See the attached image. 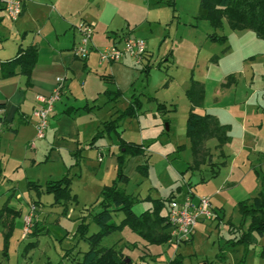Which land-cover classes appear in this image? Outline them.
I'll use <instances>...</instances> for the list:
<instances>
[{"label": "rangeland", "instance_id": "rangeland-1", "mask_svg": "<svg viewBox=\"0 0 264 264\" xmlns=\"http://www.w3.org/2000/svg\"><path fill=\"white\" fill-rule=\"evenodd\" d=\"M32 1L35 2L34 19H52L57 6L64 0ZM109 3L105 17L110 15L113 24L128 19L129 26L124 25L123 29L131 36L144 38L150 52V68L146 75L142 73L134 89L141 102L140 109L135 116L119 122L122 138L147 145L146 154L126 156L124 171L129 180L123 188L139 198H165L172 194V198L180 200L187 193L207 195L212 196V205L218 203L220 206L213 205L216 216L196 225L188 242L145 246L139 236L125 227L105 237L102 243L109 245L120 235L127 240L124 242L127 246L121 247H124L123 252L133 259L145 252L147 264H167L177 253L186 264H264V234L248 232L249 218L242 221L238 208L239 201L250 199L256 193L249 196L252 193L248 190L240 193L241 187L235 186L216 194L222 185L224 163L219 167L217 177H210V166L206 163L198 169L191 167L193 158L185 135L190 108L185 91L190 77L204 86L203 103L196 108L197 112L222 116L226 102L245 98L253 108L257 103L264 108V39L250 29L233 30L226 21L214 30L207 21L197 20L194 16L199 0H109ZM137 7L141 12H136ZM74 18L78 19L77 15ZM11 26V22H0L2 43L9 44L12 39ZM214 31L225 35V41L210 40L208 35ZM229 74L233 75L232 79ZM102 102L98 103L101 113L105 114L110 106L106 107ZM159 103L164 104L162 109L158 108ZM126 104L127 101L122 100L116 107L123 109ZM258 112L262 113V110ZM117 138L111 131L104 136L103 142H114ZM37 142L33 148H27L30 154L25 160L15 151H0V206L12 194L8 204L20 210L14 220L6 257L2 254L0 236V264H45L47 260L54 264H79L77 259L81 257V251L87 249L86 241L79 240L67 258L62 255L75 243L82 215H86L87 233L97 231V225L84 208L97 199L100 188L97 190L94 183L110 184L115 171L109 173L98 166L94 151H90V158H80L77 163L73 160L66 166L45 161L47 153L43 155ZM213 143V139L207 143L212 161L220 162L222 159ZM31 157L36 162H31ZM243 158L240 154L233 161L241 167ZM145 160L146 173L142 174L134 165L136 161L143 164ZM65 174L71 177L69 188L73 198L54 204L52 194L44 191V183ZM28 182L39 185L38 190L29 187ZM32 202L36 205L33 217L36 225L21 238L22 214ZM150 205L146 200L138 202L133 211L138 214ZM121 217L119 214L114 219L119 221ZM133 241L136 244L133 245ZM30 242L35 244L26 247Z\"/></svg>", "mask_w": 264, "mask_h": 264}, {"label": "crops", "instance_id": "crops-1", "mask_svg": "<svg viewBox=\"0 0 264 264\" xmlns=\"http://www.w3.org/2000/svg\"><path fill=\"white\" fill-rule=\"evenodd\" d=\"M108 1L64 0L61 5L57 6L58 9L54 11L52 19H34L35 2L32 0L23 2L21 13L14 20L4 19L0 11V22H11L13 31L9 44L1 42L2 35L0 34V62L13 57L19 46L24 48L35 45L37 49L35 63L28 76L19 72L12 76H4L0 66V103L4 105L1 111L0 151L9 153L15 151L23 155V160L29 159L30 152L27 148H33L38 141L37 146L43 149V155L47 153L45 161L66 166L72 164L73 160L76 161V153H79V161L80 158H90V151H94L98 166L103 167L109 173L112 170L115 171L119 140L124 139L120 134L121 124L119 123L117 132H115L118 138L114 142H103L104 137H102L93 144L90 143L97 130L101 128L102 122L114 118L118 111L128 105L131 95L135 94V85L144 73L145 65L149 63L150 52L146 47V55L141 64H135L128 56L115 62L99 63L96 49L115 42L120 43L123 37L131 36L123 29L124 25L126 28L129 26L128 19L113 24L114 19L109 18L110 15L105 17L106 10L110 6ZM61 6L64 7L63 10ZM138 9L139 7L136 8V12H141L137 11ZM74 15H77L78 19L74 18ZM82 20L93 25L91 36L93 49L85 59H78L73 56L71 49L78 40L75 25ZM30 32H32L31 37ZM103 76L107 78L104 79ZM57 77L62 78L59 99L55 101L49 113L44 136L35 138L36 118L32 115V109L37 104L35 97L37 94H50L57 85ZM107 89L117 90L121 96L110 100L104 92ZM100 100H103L102 104L106 107L108 104L110 106V108L107 107L105 114L101 113L98 103ZM122 100L127 101V104L120 109L116 106ZM242 103L245 105L242 106ZM259 109L262 113L258 112ZM223 111L225 114L222 116L212 114L221 124L229 126L230 136L229 142L222 146L226 155L225 158L220 159L224 161L222 165L224 173L221 175V188L215 193L222 192L220 190L226 191L228 188L231 190L236 186L241 187L240 193L248 190V193H252L248 194L249 196L253 193L257 195L260 190V179L255 171L264 175V108L260 103L253 108V105H249V100L245 98L242 101L226 102L223 105ZM31 142H33V147L30 146ZM236 154L244 156L241 167L233 161L234 157H237ZM32 156L36 157V155ZM228 160L230 162H227ZM30 161L36 162V159L31 157ZM216 161L219 162V160ZM137 162L134 165L135 168L142 164ZM94 185L98 190L105 184L95 182ZM250 190L253 192H249ZM192 195L194 199L198 197L193 193ZM208 197L212 205V196ZM32 204L35 205L33 202L30 203L28 210L26 209L22 214L21 238H25L36 225L33 223L29 232L26 235L23 234V217L29 212ZM213 205L220 206L218 203H213ZM213 209L215 211L214 207ZM204 220H200L197 225ZM0 236L2 237L1 229ZM114 239L109 245L120 249L127 241L123 240L120 235ZM125 245L127 246V243ZM123 248L122 251H125Z\"/></svg>", "mask_w": 264, "mask_h": 264}, {"label": "trees", "instance_id": "trees-1", "mask_svg": "<svg viewBox=\"0 0 264 264\" xmlns=\"http://www.w3.org/2000/svg\"><path fill=\"white\" fill-rule=\"evenodd\" d=\"M170 3L172 5V2ZM194 17L197 20L207 21L214 30L221 28L223 22L226 21L227 25L233 30L250 29L257 36L264 39V0H199L198 11ZM208 38L224 42L226 36L219 35L214 31L208 35ZM36 52L35 45H29L24 48L19 46L13 57L0 62L3 75L12 76L19 72L28 76L35 63ZM149 68L150 64L147 63L143 70L145 75ZM228 76L230 79L233 78L231 74ZM103 78L106 79L107 76H103ZM104 92L109 96L110 100H115L116 97L121 96V93L117 90L107 89ZM185 94L190 103L185 121V135L193 158L191 167L198 169L200 165L206 163L210 166V177H214L218 174L219 167L224 161H212V155L207 143L213 139L215 141L213 148L218 151V156L221 159L225 158L222 146L230 140L228 134L229 126L221 124L210 113L196 111V108L202 105L204 99V86L201 82L190 77V84ZM140 103L139 96L132 94L128 105L123 110L118 111L117 116L102 122L101 128L97 130L90 144H93L111 131L117 132L120 120L135 116L140 109ZM163 105V103H159L158 108L162 109ZM3 107L4 105L0 103V123L2 122L1 111ZM146 148L147 145L144 143H135L124 139L119 140L114 179L110 184L103 185L96 201L84 208L97 225V231L91 234L87 233L88 223L85 221L86 215H82V219L76 229L75 243L64 251L62 258H67L71 254L79 240H84L87 243V249L81 251L79 259L76 258L79 264H147L145 252L133 259L128 254H125L122 249L102 243L105 237L122 231L125 227L139 236L144 241L145 246L169 244L167 207L172 199V194L165 198H149L148 196L139 198L137 195L126 192L122 186L129 180L124 173L126 156L144 154ZM78 156L79 153H76V163L78 162ZM146 167L147 160L143 164L138 165L136 169L145 174ZM255 172L260 179V190L256 196L239 201L238 208L242 221L249 218L248 232L254 231L261 236L264 234V175L259 174L257 171ZM1 177L2 165L0 159V180ZM70 182L71 177L67 176V174L58 179L46 180L44 191L52 194L54 204L70 200L73 198L70 195ZM28 186L35 189L39 187V185L32 182H28ZM10 197L11 194L0 207V229L2 230L3 238L2 254L5 257L7 256V247L14 220L20 213L18 209L8 204ZM145 200L149 201L151 205L140 213H135L133 211L134 205ZM163 210L164 213L162 212ZM119 214H122V217L119 221H115L114 218ZM183 242H188V240ZM34 244L35 242H30L26 247ZM134 244H136V241L133 242ZM45 264L54 263H50L47 260ZM167 264L186 263L183 262L182 256L177 253Z\"/></svg>", "mask_w": 264, "mask_h": 264}, {"label": "built area", "instance_id": "built-area-1", "mask_svg": "<svg viewBox=\"0 0 264 264\" xmlns=\"http://www.w3.org/2000/svg\"><path fill=\"white\" fill-rule=\"evenodd\" d=\"M26 0H0V11L6 20H14L21 13L23 2ZM78 40L73 45L71 52L78 59H85L90 50L93 49L91 36L93 25L87 21H80L75 25ZM99 63L115 62L124 56L130 57L135 64H141L146 55V43L143 38L125 36L120 43H113L96 49ZM56 87L48 95L37 94V104L32 109V115L36 118L35 138L44 136L48 125L49 113L52 111L55 101L59 99L62 78H56ZM33 147V142L30 143ZM195 197L191 193L181 199L172 198L167 207V218L169 222V243L180 244L191 238L197 223L203 219H212L216 213L211 205L210 198L206 195ZM35 205H31L29 212L23 217V234L26 235L33 226Z\"/></svg>", "mask_w": 264, "mask_h": 264}]
</instances>
